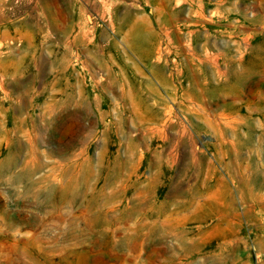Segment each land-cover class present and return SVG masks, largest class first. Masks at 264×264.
I'll use <instances>...</instances> for the list:
<instances>
[{"label":"rangeland","instance_id":"obj_1","mask_svg":"<svg viewBox=\"0 0 264 264\" xmlns=\"http://www.w3.org/2000/svg\"><path fill=\"white\" fill-rule=\"evenodd\" d=\"M0 264H264V0H0Z\"/></svg>","mask_w":264,"mask_h":264}]
</instances>
